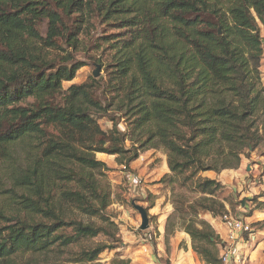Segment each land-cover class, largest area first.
<instances>
[{
    "label": "trees",
    "instance_id": "16d2710c",
    "mask_svg": "<svg viewBox=\"0 0 264 264\" xmlns=\"http://www.w3.org/2000/svg\"><path fill=\"white\" fill-rule=\"evenodd\" d=\"M259 24L264 0H0V160L26 146L10 176L18 207L0 205V264H99L114 244L84 243H115L118 228L95 154L128 165L148 149L165 154L160 182L178 189L192 249L221 264L219 235L197 217L228 213L224 186L201 173L237 168L264 144ZM84 47L104 74L63 89Z\"/></svg>",
    "mask_w": 264,
    "mask_h": 264
},
{
    "label": "rangeland",
    "instance_id": "374dc122",
    "mask_svg": "<svg viewBox=\"0 0 264 264\" xmlns=\"http://www.w3.org/2000/svg\"><path fill=\"white\" fill-rule=\"evenodd\" d=\"M259 27L263 35L264 27L261 24ZM38 29L41 34H44L45 25L41 24ZM74 55L85 65L77 70L73 80L63 82V89L71 84L83 83L90 78H99L104 74L103 69L99 67V75L93 77L97 63L92 61L91 52L85 50V47L74 52ZM260 74L261 81L264 83L263 63ZM32 103L33 100L28 99L21 105ZM98 122L103 130L111 128V123L105 117H98ZM118 127L124 130V122L120 121ZM127 146H129L128 143ZM25 149L26 146L17 143L11 151V156L0 160V205L8 213L18 207L15 200L18 199L19 191H16L10 176L12 171L17 170L23 163ZM95 157L105 162L108 168L106 175L111 189V203L107 213L118 228V239L115 243L102 234L92 238L89 243H84L86 246L99 242L114 244L113 249H106L99 255L97 260L99 264H112L113 259L118 257L129 261L128 264H194L201 260L192 249L191 239L183 229L185 218L174 211L173 200L178 189L175 188L172 191L171 187L160 182L163 175L168 173L165 154L161 149L141 151L138 158L128 165L119 164L115 156L103 153H96ZM125 172L132 174L134 178L132 182L126 180ZM201 175L215 178L223 184L224 188L217 193L216 198L225 204L228 215L233 218H246L253 224L256 240L248 243L247 247L245 245V251L250 246L253 249L258 248L259 255L256 253L252 256L259 262L263 260L261 261L263 264L264 144L258 150L251 151L247 157H243L237 168L224 169L218 173L207 171ZM180 192L189 202L197 197L188 190L181 189ZM133 203L145 209L153 205L147 210L149 223L144 230L139 228L141 217ZM197 218L208 222L216 234L225 235V227L219 221V217L206 213ZM52 258L57 264H79L66 258L57 260L53 256H50L47 261L51 262Z\"/></svg>",
    "mask_w": 264,
    "mask_h": 264
},
{
    "label": "built area",
    "instance_id": "2783aa9c",
    "mask_svg": "<svg viewBox=\"0 0 264 264\" xmlns=\"http://www.w3.org/2000/svg\"><path fill=\"white\" fill-rule=\"evenodd\" d=\"M261 43L264 47V34L261 36ZM125 177L128 182H132L134 179L130 172H125ZM219 221L225 227V235H219V260L221 264H245L248 259L245 245L250 242L253 243L256 238V231L251 222L246 218H233L228 214L219 217Z\"/></svg>",
    "mask_w": 264,
    "mask_h": 264
},
{
    "label": "water",
    "instance_id": "95a60500",
    "mask_svg": "<svg viewBox=\"0 0 264 264\" xmlns=\"http://www.w3.org/2000/svg\"><path fill=\"white\" fill-rule=\"evenodd\" d=\"M99 66H96V70L93 72V76L97 77L99 75ZM134 208L138 211V213L140 214L141 217V224L139 226V228L141 230H144L148 227V223H149V219L147 216V211L144 207L140 206V205H136L133 203Z\"/></svg>",
    "mask_w": 264,
    "mask_h": 264
},
{
    "label": "crops",
    "instance_id": "0c3cea01",
    "mask_svg": "<svg viewBox=\"0 0 264 264\" xmlns=\"http://www.w3.org/2000/svg\"><path fill=\"white\" fill-rule=\"evenodd\" d=\"M264 57V56H263ZM262 63L264 64V58L262 59ZM225 231V230H224ZM219 235H221V234H219ZM222 236V235H221ZM256 240V239H255ZM255 242V241H254ZM248 246V243L246 244V247ZM259 249L258 248H255V249H253V248H251V246H250V248H248V250L246 251V255L248 256V259H247V262L245 263V264H262V262L261 261H263V260H261L260 262H259V260H257V259H255L254 258V256H252V254H258L260 251H258ZM259 255V254H258ZM197 259V258H196ZM256 261H255V260ZM259 262V263H258ZM193 264V263H192ZM194 264H205L203 261H201V260H198L197 262H194ZM263 264H264V262H263Z\"/></svg>",
    "mask_w": 264,
    "mask_h": 264
}]
</instances>
